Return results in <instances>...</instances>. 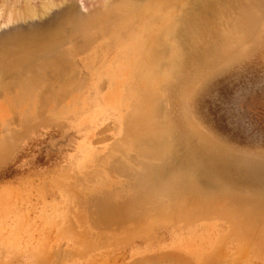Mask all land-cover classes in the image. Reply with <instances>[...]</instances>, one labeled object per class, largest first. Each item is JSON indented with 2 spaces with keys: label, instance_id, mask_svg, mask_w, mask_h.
<instances>
[{
  "label": "rangeland",
  "instance_id": "374dc122",
  "mask_svg": "<svg viewBox=\"0 0 264 264\" xmlns=\"http://www.w3.org/2000/svg\"><path fill=\"white\" fill-rule=\"evenodd\" d=\"M161 1L0 6V264H264V201L171 181L264 195V135L204 116L221 84L264 99V0Z\"/></svg>",
  "mask_w": 264,
  "mask_h": 264
},
{
  "label": "trees",
  "instance_id": "16d2710c",
  "mask_svg": "<svg viewBox=\"0 0 264 264\" xmlns=\"http://www.w3.org/2000/svg\"><path fill=\"white\" fill-rule=\"evenodd\" d=\"M247 85L244 80L234 84H221L216 89V100L205 101L204 116L207 122L217 132L241 143L256 132L264 135V99L249 98L244 103L234 102L235 90Z\"/></svg>",
  "mask_w": 264,
  "mask_h": 264
},
{
  "label": "bare ground",
  "instance_id": "6f19581e",
  "mask_svg": "<svg viewBox=\"0 0 264 264\" xmlns=\"http://www.w3.org/2000/svg\"><path fill=\"white\" fill-rule=\"evenodd\" d=\"M35 2H33V0H0V6H3V7L5 6V8L7 9V11H6L7 16L5 17V18H7L5 20L6 23L9 24L14 19L15 20L16 19H24L25 20L27 18H34L38 15H44L49 8H52L51 6H55L59 3H61V2H63V0H40L38 3H35ZM172 2H173V0H163L160 3H158L157 5L159 7L158 8L159 11L163 12L164 10L169 9ZM176 3L177 2L175 1V5H176ZM121 4L122 5H120V7H118L120 9V12H121L120 18L125 19L126 17L130 16L129 12H130L132 3L129 4V3L123 1V2H121ZM173 5H174V3H173ZM173 5H172V7H173ZM116 11H119V10L117 9ZM124 19H122V20H124ZM173 54H174V49H173ZM172 57H171V59H172ZM99 159H97L95 162L100 163ZM181 172H183V173H181L179 177H174V179H173V177H171V181H173L175 184L176 183L178 184V186L180 187V189L182 191V194L185 197H189V196L194 197L200 205L204 204L205 207L210 206L211 202H215L217 200H225L227 197V198H231L232 200H235L238 203H245V204L249 203V204H251L252 207L245 210V211H249L251 209H256V206L258 205V203L261 204L264 201V195L263 196H258L255 194L249 195L245 192L235 191L234 189L228 190L225 187L222 188V191H221L223 194L213 193V194H207L205 196V194L202 193L201 190L197 187L198 185H196L197 183L194 180L193 171L189 170L187 172L186 171H181ZM221 192L219 191V193H221Z\"/></svg>",
  "mask_w": 264,
  "mask_h": 264
}]
</instances>
